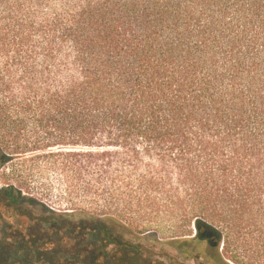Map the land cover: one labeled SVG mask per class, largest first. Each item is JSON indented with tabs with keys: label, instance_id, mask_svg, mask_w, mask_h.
<instances>
[{
	"label": "trees",
	"instance_id": "16d2710c",
	"mask_svg": "<svg viewBox=\"0 0 264 264\" xmlns=\"http://www.w3.org/2000/svg\"><path fill=\"white\" fill-rule=\"evenodd\" d=\"M1 171L0 264H264V0H0Z\"/></svg>",
	"mask_w": 264,
	"mask_h": 264
},
{
	"label": "rangeland",
	"instance_id": "374dc122",
	"mask_svg": "<svg viewBox=\"0 0 264 264\" xmlns=\"http://www.w3.org/2000/svg\"><path fill=\"white\" fill-rule=\"evenodd\" d=\"M8 168H11V165L7 166ZM40 180H34L32 185L29 187V189H25V192L27 195L31 194L38 198L39 200L43 201L48 207L54 209L57 212H70L71 210H74V207L67 201L64 200L60 193L57 190H53L51 192H43L41 190H37L36 187L39 185ZM6 183V180L4 178V171H1L0 173V187H3ZM3 215L6 219H9L10 221H13V216L11 212H8L6 209L2 210ZM174 230L168 228L166 229L163 234L159 236L160 240H169L170 238L175 237ZM171 252V251H170ZM172 254H175L174 252ZM188 264H198L197 262L194 263V261H190Z\"/></svg>",
	"mask_w": 264,
	"mask_h": 264
}]
</instances>
